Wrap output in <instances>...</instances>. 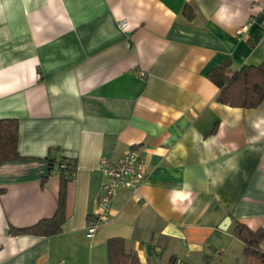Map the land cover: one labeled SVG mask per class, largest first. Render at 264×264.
<instances>
[{
	"label": "crops",
	"instance_id": "obj_1",
	"mask_svg": "<svg viewBox=\"0 0 264 264\" xmlns=\"http://www.w3.org/2000/svg\"><path fill=\"white\" fill-rule=\"evenodd\" d=\"M262 62L264 0H0V119L22 157L0 164V264H108L112 237L142 264H259L232 229L264 227V100L221 104L207 73ZM130 147L144 182L89 236L99 159ZM62 157L61 230L11 234L54 216Z\"/></svg>",
	"mask_w": 264,
	"mask_h": 264
},
{
	"label": "trees",
	"instance_id": "obj_2",
	"mask_svg": "<svg viewBox=\"0 0 264 264\" xmlns=\"http://www.w3.org/2000/svg\"><path fill=\"white\" fill-rule=\"evenodd\" d=\"M207 77L218 87L216 100L221 104L251 109L256 108L264 100V62L257 66L244 65L237 70H232L229 63H222L211 69ZM17 136V119L1 118L0 164L22 158L17 150ZM69 164L76 172L74 161L69 160ZM66 181L62 178L57 210L52 218L41 220L26 228L11 227L10 233L35 236H51L58 233L65 219ZM232 233L243 243L242 254L245 259L253 258L264 264V250L261 249V243L264 242V227L253 230L246 224L237 222L233 226ZM106 249L108 264H142L135 254L126 250L125 242L120 237L108 239Z\"/></svg>",
	"mask_w": 264,
	"mask_h": 264
},
{
	"label": "built area",
	"instance_id": "obj_3",
	"mask_svg": "<svg viewBox=\"0 0 264 264\" xmlns=\"http://www.w3.org/2000/svg\"><path fill=\"white\" fill-rule=\"evenodd\" d=\"M126 21H120L119 27L124 29ZM142 76L143 73H140ZM57 168L60 175L65 180H70L75 176L73 166L69 164V159L60 158ZM98 168L104 176V182L96 197L97 211L87 219V234L92 235L97 226L109 220L110 207L113 196L119 189H126L130 194L135 195L144 182L147 172V163L144 155L136 147H130L117 159L108 157L99 159ZM222 251L213 250L214 256H220ZM59 264H64L60 262Z\"/></svg>",
	"mask_w": 264,
	"mask_h": 264
},
{
	"label": "water",
	"instance_id": "obj_4",
	"mask_svg": "<svg viewBox=\"0 0 264 264\" xmlns=\"http://www.w3.org/2000/svg\"><path fill=\"white\" fill-rule=\"evenodd\" d=\"M230 223V219L229 217H226L223 221H222V225L220 226L221 229H225L227 228V226L229 225Z\"/></svg>",
	"mask_w": 264,
	"mask_h": 264
},
{
	"label": "rangeland",
	"instance_id": "obj_5",
	"mask_svg": "<svg viewBox=\"0 0 264 264\" xmlns=\"http://www.w3.org/2000/svg\"><path fill=\"white\" fill-rule=\"evenodd\" d=\"M259 263V262H258ZM259 264H261V263H259Z\"/></svg>",
	"mask_w": 264,
	"mask_h": 264
}]
</instances>
